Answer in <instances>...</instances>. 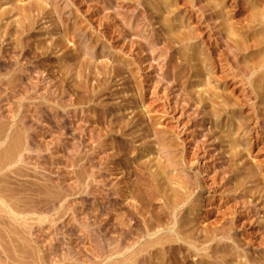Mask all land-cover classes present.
<instances>
[{
  "label": "rangeland",
  "instance_id": "rangeland-1",
  "mask_svg": "<svg viewBox=\"0 0 264 264\" xmlns=\"http://www.w3.org/2000/svg\"><path fill=\"white\" fill-rule=\"evenodd\" d=\"M0 159V264H264V0H0Z\"/></svg>",
  "mask_w": 264,
  "mask_h": 264
},
{
  "label": "bare ground",
  "instance_id": "bare-ground-1",
  "mask_svg": "<svg viewBox=\"0 0 264 264\" xmlns=\"http://www.w3.org/2000/svg\"><path fill=\"white\" fill-rule=\"evenodd\" d=\"M253 89H254V88H253ZM204 97H205V96H204ZM204 97H203V98H204ZM207 98L209 99L210 97L208 96ZM205 99H206V97H205L204 99H202V100L206 101ZM208 99H207V101H208ZM209 100H212V99L210 98ZM211 102H213V101H211ZM213 103H215V102H213ZM226 124H227V123H226ZM236 132H237V131H236ZM17 147H18V146H17ZM12 149H13V148H12ZM21 149H22V148H21ZM21 149H20V150H21ZM27 149H28V148H27ZM29 149H30V148H29ZM11 152H12V151H11ZM11 152H10V154H11ZM16 152H17V151H16ZM235 152H236V151H235ZM238 152H239V151H238ZM238 152H237V153H238ZM237 153H236V154H237ZM240 153H241V152H240ZM5 155H6V153H5ZM237 155H238V154H237ZM13 156H14V155H13ZM15 156H16V155H15ZM22 156H23V155H22ZM11 157H12V156H11ZM5 159H6V156H5ZM5 159H4V160H5ZM0 160L2 161V159H0ZM21 160H22V159H21ZM1 161H0V162H1ZM227 162H228V161H227ZM3 163H4V162H3ZM226 172H227V171H226ZM167 174H168V173H167ZM170 180H171V178H170ZM172 181H173V180H172ZM164 182H165V181H164ZM160 185H161V184H160ZM1 192H2V191H1ZM1 192H0V194H1ZM2 193H3V192H2ZM1 195H2V194H1ZM3 195H4V194H3ZM3 195H2V196H3ZM5 196H6V195H5ZM12 196H13V195H12ZM0 197H1V196H0ZM9 197H10V196H9ZM1 198H2V197H1ZM6 199H7V198H6ZM2 200H3V198H2ZM8 200H9V198H8ZM12 200H13V199H12ZM18 200H19V199H18ZM16 201H17V200H16ZM11 202H13V201H11ZM18 202H19V201H18ZM18 202H17V203H18ZM185 202H186V201H185ZM14 203H15V202H14ZM14 203H13V204H14ZM167 204H168V203H167ZM183 204H184V201H180V202H173V203L170 204V205H171L172 211L174 212V211H176V209H177L178 207L182 206ZM0 205H1V204H0ZM15 205H16V204H15ZM168 205H169V204H168ZM167 207H168V206H167ZM169 207H170V206H169ZM15 209H16V208H15ZM15 209H14V210H15ZM22 209H23V208H22ZM12 210H13V209H12ZM20 210H21V209H20ZM2 211H3V210H2ZM15 211H16V210H15ZM17 211H18V210H17ZM20 212H21V211H20ZM6 214H7V213H6ZM173 228H175V227H173ZM207 228H208V227H207ZM175 230H176V229H175ZM178 230H179V229H178ZM204 230H205V229H204ZM218 230H219V229H218ZM261 230H262V229H261ZM177 232H178V231H177ZM178 233H179V232H178ZM178 233H177V234H178ZM179 234H180V233H179ZM173 236H174V235H173ZM173 236H172V237H173ZM178 236H179V235H178ZM167 237H168V236H167ZM157 238H158V237H157ZM169 238H170V237H169ZM207 238H208V237H207ZM165 239H166V238H165ZM204 239H205V238H204ZM156 240H158V239H156ZM180 240H182V241H184V242H186V243H189V244H195V243L193 242L192 238H191V237H188V236H187V237H186V236H185V237H180ZM202 240H203V239H202ZM206 240H207V239H206ZM161 241H162V240H161ZM174 241H175V240H174ZM152 242H153V241H152ZM158 242H159V241H158ZM199 242H200V241H199ZM162 243H163V242H162ZM147 248H148V247H147ZM156 248H157V247H156ZM140 251H141V250H140ZM147 251H148V250H147ZM228 252H229V251H228ZM230 255L232 256L233 254L230 253ZM156 256H157V255H156ZM233 256H234V255H233ZM203 259H204V258H203ZM229 259H230V258H229ZM202 264H203V263H202ZM233 264H234V263H233Z\"/></svg>",
  "mask_w": 264,
  "mask_h": 264
}]
</instances>
